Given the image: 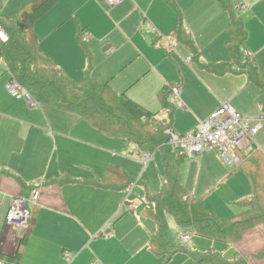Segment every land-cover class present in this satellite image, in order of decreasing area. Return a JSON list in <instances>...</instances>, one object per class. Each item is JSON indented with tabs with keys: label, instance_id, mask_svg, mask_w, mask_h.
Wrapping results in <instances>:
<instances>
[{
	"label": "crops",
	"instance_id": "crops-1",
	"mask_svg": "<svg viewBox=\"0 0 264 264\" xmlns=\"http://www.w3.org/2000/svg\"><path fill=\"white\" fill-rule=\"evenodd\" d=\"M29 1L0 0L1 13L13 17ZM199 1L206 6L200 10L202 18L194 22L188 16L183 27L185 32L197 45L209 47L225 42L227 47L229 12L216 0ZM239 2L248 32L245 50L250 60L264 70V0ZM165 4V0H125L110 7L105 0H91L88 5L84 0H61L36 21L34 28L42 51L75 81H80L89 72L100 83H108L119 93L125 92L153 112L156 111L132 93L135 80L147 79L148 90L158 95L164 88L178 86L184 102L183 108H175L177 118L172 121V127L178 133L196 129L200 122L226 103L246 118L263 113L259 102L260 88L237 69L222 76L198 71V84L190 82L196 77L188 68L179 73L186 77L180 75L179 79L175 74L168 79L161 77L157 61H153V49L156 42L164 44L176 38L172 33L177 23L174 13ZM86 11H99L105 16L109 13L117 22H111L116 28L110 34L98 35L100 25L89 19ZM85 36L88 41H83ZM142 36L147 42H140ZM78 40L83 46L88 45L85 48L93 55L94 70ZM180 42L177 45L190 52L187 44ZM5 44L10 49L7 43L0 42V53L6 59ZM229 56L221 50L220 55L211 56V60L228 59V62ZM6 61L7 68H0V257L9 264H93L94 261L99 264H195L184 252L166 260V255L150 249L154 234L145 229L135 212L131 213L137 208L130 207V202L125 200L126 189L92 184L94 178L105 177L107 166L116 163V153L97 143L99 139L91 132L94 128L78 114L50 104L13 98L7 84L16 70ZM107 61L111 64L109 69L101 70L100 63ZM132 62H138L140 73L135 68L125 72ZM185 62L194 65L189 58ZM181 64L183 66V60ZM178 68L181 71L179 65ZM127 144L130 146L127 150L131 151L129 155L134 156V151L142 154L134 144ZM260 145L256 138L251 146H243L239 155L246 158L255 149L264 154ZM185 167L189 171L183 179L189 194L203 198L219 216L226 219L247 209L238 205L252 192L251 181L243 167H229L216 151L186 156ZM196 170L198 178L191 185V176H196ZM160 180L161 186V175ZM32 191L39 192V199L32 208L28 239L19 251L24 233L17 232L5 217L13 197L29 196ZM214 191L220 193L216 198L225 202L221 205L223 210L213 197H208ZM126 219L133 221L135 227L131 225L129 230H121ZM193 236L204 240L188 248L202 252L211 250L226 264H264L262 224L244 231L235 242L192 234L188 244L193 242ZM206 247L208 249L204 250ZM65 252L71 254L70 261L65 258Z\"/></svg>",
	"mask_w": 264,
	"mask_h": 264
},
{
	"label": "trees",
	"instance_id": "trees-1",
	"mask_svg": "<svg viewBox=\"0 0 264 264\" xmlns=\"http://www.w3.org/2000/svg\"><path fill=\"white\" fill-rule=\"evenodd\" d=\"M59 1L30 0L13 17L2 14L0 7V25L9 36L7 44L17 64L15 76L37 103L50 104L76 113L105 135L122 138L127 143L134 144L141 153L160 150L165 172L161 189L150 192L146 187L145 194L147 203L153 205V208L147 206L144 212L156 222V232L151 238L150 249L157 254L166 255V260L184 252L195 264H226L221 256L212 254L211 250L202 252L174 242L169 236L167 216L172 215L184 233L225 242H235L244 231L259 224L264 225L263 152L252 150L246 158H242L243 161L238 167L246 170L252 185L251 194L238 202V205L247 208L244 212L224 219L207 206L203 198L191 196L181 179V164L186 155L166 144L165 131L172 127L175 109L169 100L170 88H164L158 95L168 117L161 120L158 113L137 103L125 92H117L108 83H100L89 72L80 81L73 80L42 51L39 36L34 29L36 20ZM216 1L231 14L228 27L230 40L227 43L230 60L199 65L217 75L234 72L239 68L240 72L248 76L250 82L260 88L259 102L264 112V70H260L244 55L248 32L238 13L240 2ZM172 5L175 6L174 3ZM175 7L181 18L183 13ZM172 36L183 43L192 44L194 57L200 59V53L193 45L194 40L185 32L183 25H177ZM133 181L122 167L109 165L105 177L94 178L92 184L127 189ZM30 229L31 225L21 239L19 251L26 243Z\"/></svg>",
	"mask_w": 264,
	"mask_h": 264
},
{
	"label": "rangeland",
	"instance_id": "rangeland-1",
	"mask_svg": "<svg viewBox=\"0 0 264 264\" xmlns=\"http://www.w3.org/2000/svg\"><path fill=\"white\" fill-rule=\"evenodd\" d=\"M84 1L87 3V5L89 2H91V0H84ZM165 2H166L165 5L171 9V12H173L174 16L177 18L176 27L179 24L183 25V27H184L187 23L188 16H190L194 22H198L202 18L200 10L203 8H206V6H204L199 0H170V2L168 0L167 1L165 0ZM172 3H174L175 6H177L181 10V12L183 13L181 18L177 14L176 7L173 6ZM154 13H155V11H154ZM238 13L241 16V18L243 19V16L241 15L240 10H238ZM85 14L87 15V17L89 19L94 21V23H96L97 25H100V27L97 30V33L100 36L105 35V34H110V33H112L113 29L116 28V27L112 26L111 22H113L114 24H117V22L114 20V18H112V16L109 13H107L106 14L107 16H105L102 12H99V11H94L92 13L86 11ZM229 16H230V20H231L230 12H229ZM237 16H238V14H237ZM40 18H38V19H40ZM243 22H244V19H243ZM35 23H34V26H35ZM131 23H132V19H131ZM125 29H126V24H125ZM142 38L143 39L140 40V42H147V38H145L143 36H142ZM168 40H170V39H168ZM0 42H1V39H0ZM178 42H179L178 38H173L169 42L166 41L164 44H161L160 42H156V44H155L156 47H154V49H153L154 50L153 61L154 62L157 61V64L159 65V68H160L159 70H161V77H163V78L167 77V79H168V76L173 77L174 74L177 77H179L180 75H184V74H179V73H183L185 71V68H188V70H191L192 72H194L195 77H196L195 80H192L190 82L198 84L197 72L198 71L209 72V71L203 69L199 64H202V63L216 64L218 62H224V61L228 60V59L227 60L219 59V60H215V61L211 60L213 57L220 55L221 50H225L227 52V54H229L227 47L224 46L225 42H223V43L220 42L219 44H217L215 46L210 45L208 47V46L197 45V43L194 40L193 45H194V48L198 51V53L201 54L200 59H196L194 57V55H193L194 50L192 49V44L186 45L187 48L190 50V52H188L182 46L177 45ZM77 43L79 44V46L84 48L82 50H85L86 58L89 61V66H90V68L92 66V68L94 70L93 55L91 52H89L88 48H85L88 45L83 46V43H80L79 40L77 41ZM170 43H171V47L169 46ZM180 44H183V43L180 42ZM3 49H4V53L6 55L5 57L9 62V66L12 69L16 70L17 69L16 61H15V57H14L13 53L10 51V49H8L6 44L4 45ZM203 55L205 56L204 58H203ZM244 55L247 58H250L245 52H244ZM211 56H213V57H211ZM186 58H189V61L192 60L193 62H191V63H193L194 65L189 66V64H186V62H185ZM182 60H183V66L181 64ZM100 64H102L100 67L101 70H107V68L109 69V66L111 65L109 61L101 62ZM178 65L181 68V71L179 70ZM138 66H139L138 62H132V64L125 70V72L127 73L129 71H132L135 68L140 73ZM0 68L4 69L3 67H0ZM237 70L239 71L240 69L237 68ZM148 74H150V72ZM219 76H222V75H219ZM184 77H186V76L184 75ZM179 79H180V77H179ZM228 82L230 85L233 84L231 81H229V79H228ZM149 86H150V83L148 82L147 79L140 80L138 82L135 80V85L133 87L134 89L132 90V93L138 99L145 101L149 106L152 107V109L154 111H156V112L160 111L158 113L159 119L166 120L168 118L167 113L163 109V106L159 100L158 94L149 91L147 88ZM173 106H174V108H177L176 105L173 104ZM177 113H178V111H175V109H174L173 120L175 118H177ZM85 122H87L89 124V122L87 120H85ZM90 126L93 127L92 125H90ZM93 128H94V130L91 132H93V134H95L96 138L99 139V141L96 140L97 143H99V145H101V147H104L106 149H110L111 151L116 153L115 158H114V161L116 163H111V164L122 167L129 176L134 178V181H140L141 180V182L136 183V185L133 189V193L130 196V201L133 202V204L138 205L137 209L131 211V213L135 212L137 217L139 218V221L141 222V224L144 225L145 229L150 234H154L156 232V222L148 214H146L144 212V210L147 206L153 208V205H150L149 203H147V201L145 199V194H146V183H147V187H148L150 192H158L161 189L160 175L162 178L164 176V173H165L164 172V166L162 163L161 151L156 150L155 152H153L154 153V159L149 161L148 164L145 165L143 160L142 159L140 160V157H141L140 155H142V154H140L138 151H134L135 152L134 156L129 155V153L131 151L127 150V149H130V146L127 144L125 139L109 137V136L105 135L103 132H101L99 129H97L95 127H93ZM256 138H257L258 142L262 144V146L260 145V148L263 149V151H264V127L255 136V139ZM87 153H90V150H87ZM150 153L153 155L152 152H150ZM103 154H104V152H103ZM185 160H186V157L183 159L182 164H181V177H182L181 179H182V184L184 187H185V184H184L183 176L186 175V173H188V171H189L188 168L186 171ZM229 167H231V166H229ZM191 177H192L191 178L192 182L190 181V184L194 185V183L197 181V178H198L197 170H196V176L194 174H192ZM185 180H186V177H185ZM185 183H186V181H185ZM218 194H220V193L217 191L216 192L214 191L213 193L209 194L208 197H213L215 199L214 200L215 203L217 205H220L221 208H219V209L223 210L224 208L221 205H223V203L225 204V202L219 201L216 198V196ZM205 195L207 197V194H205ZM230 217H232V216H228V218H226V219H230ZM167 221H168V225H169V236H170V238L174 242H179V236H180V234L183 233V230L180 229L182 231L181 232L179 230V228L176 226L175 219L172 215L168 216ZM131 225L135 227V223L133 221L126 219L121 226V230L127 231L131 228ZM202 238H204V237H202ZM192 240H193V242L191 241L189 244L188 243L185 244V246L192 248L191 245H193V243L195 244V243H197V241L204 240V239H200L198 236L197 237L193 236ZM203 249L204 250L208 249V247L203 248Z\"/></svg>",
	"mask_w": 264,
	"mask_h": 264
},
{
	"label": "built area",
	"instance_id": "built-area-1",
	"mask_svg": "<svg viewBox=\"0 0 264 264\" xmlns=\"http://www.w3.org/2000/svg\"><path fill=\"white\" fill-rule=\"evenodd\" d=\"M125 0H105L110 7L117 6ZM1 42L7 43L9 36L0 25ZM88 36L83 41H88ZM247 55L248 52L244 51ZM0 67L7 68V61L0 53ZM9 94L18 100L32 102L29 91L19 82L15 74H12L7 84ZM169 100L178 108L184 107L181 99L180 88L176 85L170 87ZM34 101V100H33ZM36 102V101H35ZM37 103V102H36ZM264 126V112L255 118H246L230 104H223L217 108L205 120L200 122L198 127L186 133H178L173 127H169L165 133L167 135L166 144L173 149L180 150L186 156H195L207 151H216L233 169L241 165L243 159L239 155V150L243 146H251L255 143V136ZM153 155L150 152L142 153L143 162L148 164ZM137 181H133L126 189V201L130 202L132 208H137V204L130 201L133 188ZM129 198V199H128ZM39 192L32 191L29 196L16 195L13 197L9 209L6 213V222L17 232L25 233L31 225L32 208L38 203ZM192 234L182 233L179 236V242L185 245L190 241ZM65 258L70 261L71 254L65 252ZM0 264H9V261L0 258ZM93 264H99L94 261Z\"/></svg>",
	"mask_w": 264,
	"mask_h": 264
}]
</instances>
